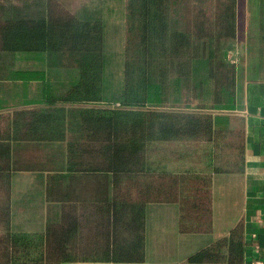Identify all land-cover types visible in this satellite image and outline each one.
I'll return each instance as SVG.
<instances>
[{"label":"trees","instance_id":"trees-1","mask_svg":"<svg viewBox=\"0 0 264 264\" xmlns=\"http://www.w3.org/2000/svg\"><path fill=\"white\" fill-rule=\"evenodd\" d=\"M236 3L0 0V185L44 170L62 205L41 230L1 216L0 264L142 261L150 201H177L183 231L211 230L212 178L244 158ZM245 249L238 221L180 264H244Z\"/></svg>","mask_w":264,"mask_h":264},{"label":"crops","instance_id":"crops-1","mask_svg":"<svg viewBox=\"0 0 264 264\" xmlns=\"http://www.w3.org/2000/svg\"><path fill=\"white\" fill-rule=\"evenodd\" d=\"M236 1V41L227 57L236 64L240 98L233 114L244 121V158L240 171L212 178L211 230L183 231L177 201H150L145 204L144 260L61 264H180L238 221L243 223L246 240L244 264H264V0ZM28 147L32 148L26 145L17 153L31 157ZM40 173L47 174L44 170H16L7 186L0 187L5 197L0 201V218L6 215L14 229L41 230L48 221L60 218L61 202L47 195L46 183L36 176ZM96 187L94 183L75 184L77 200L94 202Z\"/></svg>","mask_w":264,"mask_h":264},{"label":"rangeland","instance_id":"rangeland-1","mask_svg":"<svg viewBox=\"0 0 264 264\" xmlns=\"http://www.w3.org/2000/svg\"><path fill=\"white\" fill-rule=\"evenodd\" d=\"M66 4H67V6H70V7H76V6H79L81 3H85L87 0H63ZM5 83V85H6V83L7 82H0V85L1 86H4L3 84ZM32 86V92L35 90V83L33 84V85H31ZM31 86H30V88H31ZM27 150H29L28 152H27V154L28 155H31V157L30 158H32L33 157V155L34 154H36V151H32V148H27ZM37 155V154H36ZM0 187H3L2 185H0ZM3 190H2V188H0V201H2V200H4V196H3Z\"/></svg>","mask_w":264,"mask_h":264},{"label":"built area","instance_id":"built-area-1","mask_svg":"<svg viewBox=\"0 0 264 264\" xmlns=\"http://www.w3.org/2000/svg\"><path fill=\"white\" fill-rule=\"evenodd\" d=\"M258 263H260V261H257Z\"/></svg>","mask_w":264,"mask_h":264}]
</instances>
